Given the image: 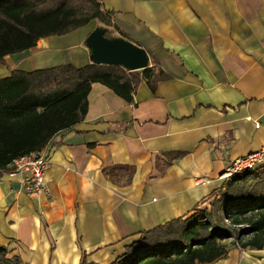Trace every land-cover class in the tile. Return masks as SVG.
<instances>
[{
    "label": "crops",
    "instance_id": "1",
    "mask_svg": "<svg viewBox=\"0 0 264 264\" xmlns=\"http://www.w3.org/2000/svg\"><path fill=\"white\" fill-rule=\"evenodd\" d=\"M104 8L171 78L154 91L143 79L132 103L92 83L85 119L44 148L46 193L29 195L21 175L0 172V246L23 264H80L83 253L112 264L143 232L207 205L231 161L264 149V0H104ZM97 21L7 55L0 79L92 63L86 39ZM116 165L135 168L130 184L105 174ZM210 264H264V247L233 245Z\"/></svg>",
    "mask_w": 264,
    "mask_h": 264
},
{
    "label": "trees",
    "instance_id": "2",
    "mask_svg": "<svg viewBox=\"0 0 264 264\" xmlns=\"http://www.w3.org/2000/svg\"><path fill=\"white\" fill-rule=\"evenodd\" d=\"M115 13L104 8V0H0V63L5 64L7 55L36 46L41 38L68 34L96 19L103 23L107 37L116 31L135 42L115 24ZM148 53L152 65L142 70L96 62L83 67L68 63L33 71L13 70L0 79V172H13L14 159L43 150L55 134L83 121L92 83H103L132 103L143 79L153 91L160 81L169 80L170 75ZM104 172L116 183L120 182L118 174L126 176L123 184L127 185L135 168L116 165ZM224 182L206 199L207 205L200 202L189 216L143 232L112 264H210L228 257L229 239H236L242 249H262L264 164ZM0 264L23 261L0 246ZM80 264L95 263L83 253Z\"/></svg>",
    "mask_w": 264,
    "mask_h": 264
},
{
    "label": "built area",
    "instance_id": "3",
    "mask_svg": "<svg viewBox=\"0 0 264 264\" xmlns=\"http://www.w3.org/2000/svg\"><path fill=\"white\" fill-rule=\"evenodd\" d=\"M264 164V149L239 157L226 167L221 177L229 179L246 169H255ZM51 161L44 149L14 159L11 163L13 172L22 177L23 188L29 195L38 196L48 190L46 174Z\"/></svg>",
    "mask_w": 264,
    "mask_h": 264
},
{
    "label": "water",
    "instance_id": "4",
    "mask_svg": "<svg viewBox=\"0 0 264 264\" xmlns=\"http://www.w3.org/2000/svg\"><path fill=\"white\" fill-rule=\"evenodd\" d=\"M92 61L99 64L120 65L129 70H142L150 65L146 48L122 36L111 38L103 27H97L86 39Z\"/></svg>",
    "mask_w": 264,
    "mask_h": 264
},
{
    "label": "rangeland",
    "instance_id": "5",
    "mask_svg": "<svg viewBox=\"0 0 264 264\" xmlns=\"http://www.w3.org/2000/svg\"><path fill=\"white\" fill-rule=\"evenodd\" d=\"M97 23H100V24H98V25H100V28L104 27L103 23L100 22L99 20L97 21ZM114 36H119V33L115 31ZM149 63L150 64L152 63L151 59H150ZM5 64H6V62H5ZM226 242L230 246H233V245L238 246L236 239H231V240L229 239V240H226Z\"/></svg>",
    "mask_w": 264,
    "mask_h": 264
}]
</instances>
